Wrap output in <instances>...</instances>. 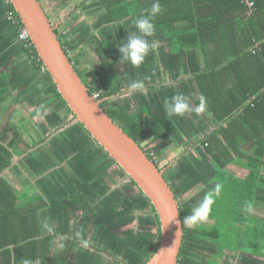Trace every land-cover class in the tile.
Segmentation results:
<instances>
[{
  "label": "trees",
  "instance_id": "trees-1",
  "mask_svg": "<svg viewBox=\"0 0 264 264\" xmlns=\"http://www.w3.org/2000/svg\"><path fill=\"white\" fill-rule=\"evenodd\" d=\"M96 1L116 23L122 25L144 14L153 2ZM160 3L163 11L154 20L155 30L167 41L169 56L184 58L198 96L196 106L203 105L211 118L220 124L200 141L213 167L217 190L211 194L203 192L200 197L184 202L178 201L183 240L177 264H218L224 251L243 252L250 259L264 264L261 261L264 260V218H256L252 212L255 205L262 206L264 211V0H160ZM8 8L14 12L10 3ZM15 15L20 29L23 28L20 17L17 13ZM19 27L9 34V40L17 38ZM55 34L90 96L101 88L104 90L101 98L120 91L119 84L116 88L111 85L107 61L97 68L80 66L81 59L73 60L70 56L71 46L62 41L58 30ZM21 46L23 53L38 59L42 66L30 39L27 46ZM44 75L50 83L48 92L55 98V111L65 113L70 117L69 121H73L75 116L45 70ZM106 105L104 103L100 107L126 135L136 140L142 130L135 115L122 107L106 109ZM3 138L0 133V264H35L45 253L47 245L39 242L42 239L54 240L59 235L66 237L67 253L73 246L90 248L84 231L80 237L72 231L68 207H62L63 223L50 236L42 238L35 223L30 226L27 216L31 214L33 217L34 210L40 211L46 202L37 194L26 206L19 205L23 196L15 195L2 177L11 166V150L14 149L4 146ZM100 149L119 170V176L124 175ZM241 171H246V175L242 176ZM106 179L109 180L108 177ZM129 182L144 197L136 184ZM27 206L31 209L24 212ZM149 208L156 226L157 242L146 261L156 252L160 233L154 209L150 204ZM193 214L198 219L194 226L189 227L186 217ZM18 222L22 226L17 229Z\"/></svg>",
  "mask_w": 264,
  "mask_h": 264
},
{
  "label": "crops",
  "instance_id": "crops-1",
  "mask_svg": "<svg viewBox=\"0 0 264 264\" xmlns=\"http://www.w3.org/2000/svg\"><path fill=\"white\" fill-rule=\"evenodd\" d=\"M38 1L40 2L44 12L46 13V11H48L50 13V24L52 22H56L55 25H51L56 26L58 34H61L59 32V28L61 27L62 23H65L66 28L71 29L67 34V38L69 36L72 41L70 43L65 41L71 46V51H91L98 47L96 46L92 48L90 47L91 44L99 45L98 50H102L100 46L105 45V50L108 51L110 47H114L108 45H116L119 43V40L94 39L91 42L86 37V34L92 30V35L95 36H101L103 34L111 35L113 37L118 36L120 27H129L130 25H133L134 19L136 18L135 17L131 19L123 25L116 23L112 17L101 8V5L96 0ZM6 5V0H0V133L4 135L2 140L4 146L13 147L14 149L11 150L13 154L11 166L3 172L2 177L11 186L15 195H22L23 197L25 196L24 199L23 197L20 198V206H26V203L32 201L37 194H40L44 198L46 206L42 205L40 207V211L34 210V216L32 217L31 214H29L27 219L30 220V226L35 223L40 236L45 238L50 236L63 223V217H60L59 213L55 212L56 206L62 203L64 204L63 208L68 207L71 210L68 204L76 202L75 197L80 193H78L79 191L76 187H72L71 190L66 185L64 180L66 179L67 175L68 179L70 180L71 173L74 170L72 166V160H64L66 157H70L69 152L64 154L63 162L53 158L51 159L50 157L42 156L43 159H48L49 162H51V159L56 163V165L59 164V168L56 167L57 169L54 173H51L52 165H50V163L47 167L49 169L44 167L45 163H42L39 167L35 166L34 160L36 155L34 154L33 150L38 149L37 151H42L40 146L44 145L47 140L46 134L43 135L38 133L36 135L35 132L38 126L47 123V115L50 116L51 114H55L59 117H66L67 115L65 113L61 114L60 111H55V98H53L54 96L48 92L50 83L44 75L43 64L40 66L38 59L35 57H29L27 54L23 53L21 50L23 47L21 46V43L18 42L17 38L14 37L13 39H8L9 34L12 33L14 29L8 24L6 19ZM85 13L87 14L85 15ZM85 20H89L90 25ZM59 22L61 24H59ZM86 24L91 27L90 30L88 32L86 31L85 34H80L74 43L73 38L77 36L79 29L86 30L85 28L88 27ZM82 25L85 26L82 27ZM155 33L156 37H154L156 40L163 39V36L160 32L155 30ZM64 35L66 34H63V36ZM63 40L64 39L62 38V41ZM167 44L168 43L165 42L163 44L164 52L166 53L164 56L165 60L162 61V63L161 61H157V63L154 65L146 66L145 70H143L144 73L138 72L137 68L131 65L126 66L127 70L125 71V74L131 70L133 75L132 78L136 80L140 77L146 85L143 92L121 95L124 98L133 95L134 98L132 99L141 98L137 105L131 106L132 110H125L121 105H117L113 102L117 95L124 93V86L123 80L118 78L121 73L119 72V74H113L112 68L114 71L116 68L114 66H109L108 63V76L109 79H111V85L113 88H116V86L119 84L120 91L117 94L107 98H101L100 96V103L101 105L106 103V109H110L111 106L122 107L125 111H129L132 113V115H135L138 125L142 130V132L137 135L135 141L150 156L151 153L148 150L149 148H152L154 152L158 150L161 155L160 161H162V163L167 161V164L171 167H173L177 161L182 160L180 159L181 157L188 156L187 158L190 160L185 162L195 163L204 171L203 173L205 175V179L203 183L200 185H194L192 190L198 186L199 189H197L198 191L187 199L189 200L194 197H200L203 192H208L209 194L215 193L218 188L216 186V182L213 180L215 177L213 167L209 158L205 155L200 141H202L203 138H205L211 132L216 130L220 124L211 118L210 114H208L203 105L196 106L195 101L197 100L198 96L195 93L191 78L188 76L186 65L185 68L187 75L178 74L179 68H177V66L180 67V64H185V60L179 55L176 57L169 56L167 54ZM172 59L174 61H171ZM88 63L90 64V62ZM89 64H86L85 66L97 68L100 67L101 62L93 67L89 66ZM169 65L172 67V70L176 71V77L172 79L168 75L167 68L170 67ZM99 91L100 90H98V92ZM177 92L183 93L188 97L193 111L187 112L183 116L169 117L164 110L163 100L165 98H170ZM149 135L152 137V144L149 142ZM14 140L15 142H13ZM18 140L21 141V144H19ZM60 147L63 148L62 145H60ZM193 149H195L196 154L192 153ZM31 154H33V156ZM192 155H196L197 158L195 159L192 157ZM168 158L169 160H166ZM154 161L158 165V162L156 160ZM200 161L203 163H199ZM45 162H47V160ZM200 164H204L205 167L202 168ZM81 165L83 164L81 163ZM28 166H31L30 168L32 170H30ZM112 167L113 169H117L111 164L110 169H112ZM180 168L178 167V169ZM245 173L247 172L245 171ZM117 174L115 173L111 175L108 173V177L109 179H112ZM163 175L169 186L172 188L176 199L179 202L186 201V199L181 201V199L177 196V193L180 194L182 190L176 193V190H174L172 187L170 183V178H173L172 173L168 172L169 176L165 175V173ZM185 175L189 180L192 179V175ZM241 175L245 176L242 173ZM56 177L61 179L60 184L63 181L64 187L62 190L58 189L56 186V184L59 183L58 181H56V184L54 182L49 183L48 187H46V184L43 181L44 178L54 179ZM176 185L177 184H175V188ZM28 209L31 208H28L27 206L23 210H25L24 212H27ZM252 212L253 216L256 218H264V211L260 205H255ZM152 219H154L153 216ZM210 221L208 220V222ZM256 221L259 220L256 219ZM20 225L21 224L19 222L16 224L17 229L20 227ZM70 225L71 228L74 226L72 220L70 221ZM83 231L87 239L89 236L87 233L93 231V229L92 227L85 226ZM74 234L76 233L74 232ZM98 235L100 237V234ZM96 240L98 239L96 238L93 241ZM108 240L109 239H106L105 242L106 247ZM88 242L90 241L88 240L87 243ZM97 242H90L92 243L93 247L92 250L89 251V254H87L90 256V258L96 259L98 258L99 254L104 255L105 253L101 252L100 248L95 247L94 243ZM39 243L43 245L46 243L47 245L45 246V253H43V256H40V259L35 264H66V262L69 261H71V264H75L73 259L77 254H75L73 247H78L79 249L86 248V250L88 249L84 246H73L67 253L65 249L66 237L60 235L54 240L42 239ZM86 250H84V253L87 252ZM227 252L228 251H224V254ZM241 255L249 257L243 252L235 254L234 256L238 257ZM104 256L108 257L111 255L109 252H106ZM261 261L264 263V260Z\"/></svg>",
  "mask_w": 264,
  "mask_h": 264
},
{
  "label": "rangeland",
  "instance_id": "rangeland-1",
  "mask_svg": "<svg viewBox=\"0 0 264 264\" xmlns=\"http://www.w3.org/2000/svg\"><path fill=\"white\" fill-rule=\"evenodd\" d=\"M46 14L49 18V21L51 22L50 13L46 11ZM86 14L87 13H85V15ZM85 21H87L90 25L89 20ZM59 24L61 23L59 22ZM83 26L85 25H82V27ZM86 26L88 25L86 24ZM90 28L91 27L88 26L85 28L86 30L79 29L77 36L73 38V42L75 43L77 37L80 34H85L86 31L88 32ZM70 30V28H66L65 23L61 24V27L59 28V32L61 34H59V36L66 34L62 37L64 39L63 41H67L69 43L72 41L69 36L67 38V34L70 32ZM135 30V24L130 25L129 27H120L118 32L119 35L114 37L107 34L95 36L92 35L91 30V32L86 34V37L91 42L94 39H116V41L119 40V43L116 45H108L114 46L110 47L108 51L105 50V45H101L100 48L102 50H98L99 45L91 44L90 47L92 48L96 46L98 47L91 51L74 50L69 52L73 60L76 58H82V63L80 66L89 64L88 62H90L89 66L93 67L100 62L102 63L103 61H107L109 66H114L116 68V70L113 71V74H119V72L121 73L118 78L123 80L124 93L117 95L113 102L117 105H121L125 110H132L131 106L137 105L141 98L132 99L134 98V95L130 97L125 96L126 98L121 96L129 94L127 87L128 84L134 79L132 78L133 75L131 70L125 74L127 65L120 64L118 46L124 42L128 33ZM154 36L156 37L155 32L151 37H148L150 42L154 43V50L146 57L145 62L140 65V69L139 67L137 68L138 72L144 73L143 70H145L146 66L154 65L157 63V61H161L162 63V61L165 60V52L163 47L165 41L163 39L156 40ZM171 61L174 60L172 59ZM177 68H179L178 74L187 75L185 64H180V67L177 66ZM167 70L171 79L176 77V71L172 70L171 66L167 68ZM139 79L141 80L140 77ZM100 91L103 90L100 89ZM189 103L191 104L190 101ZM135 109L138 110L137 108ZM64 117L65 116L59 117L55 114H51L50 116L47 115V123L41 124L36 128V135L38 133L43 135L46 134L47 140L44 145L40 146L42 151H37L38 149L33 150L34 154L36 155L34 160L35 166L39 167L42 163H45L44 167L47 168L49 166L48 164L50 163V165H52L51 173H54L56 169L59 168V164L56 165V163L51 159L53 158L63 162L64 154L69 152L70 157H66L64 160H72V166L74 170L71 173L70 180L68 179V175L64 180L66 185L71 190L72 187H76L79 191L78 193H80L75 197L76 202L68 204V206L73 211L72 214V211L70 210V221L72 220V223L74 224L72 230L76 233L77 237H80L85 226L92 227L93 231L87 233V235H89L87 241H99L94 243L95 247L100 248L101 252H109L111 255L107 257L99 254L98 258L96 259L90 258V256L87 254H89V251L92 250L93 247L92 243L88 242V244L90 243V248L87 250L86 248L79 249L78 247H73L75 254H77L73 259V262H75V264L144 263V261H146V259L154 251L155 244L157 242V234L155 233L156 226L154 219H152L148 202L125 178V175L120 173L121 176H119V174H117L119 173V170L113 169V167L110 169L111 162L104 155L102 150L94 145L88 135H86L84 131L79 128L78 124L73 121H69V116H66L65 118ZM148 138H150L149 142L152 144L153 140L151 139V135H149ZM60 145H62L63 148H61ZM148 150L151 153V158L158 162V166L165 173V175L169 176L168 172L172 173L173 178H170V183L174 190H176V193L182 190L180 194L177 193V196L181 199V201L184 199L187 200L191 195L198 191L197 189H199V186L193 190L192 188L194 185H200L203 183L205 179V175L203 173L204 171L195 163L185 162L190 160L187 158L188 156L181 157L180 159L182 160L177 161L173 167H171L167 164V161L163 163L160 161L161 155L158 150L156 152H154L152 148H149ZM192 153L196 154L195 149L192 150ZM31 155L33 156V154ZM42 156L50 157L51 162H49L48 159H46L47 162H45L46 160L43 159ZM192 157L195 159L197 158L196 155H192ZM166 160H169V158ZM81 163L83 165H81ZM199 163L203 162L200 161ZM78 164L81 166H78ZM200 166L202 168L205 167L204 164H200ZM178 167L181 168L178 169ZM30 170L32 169L30 168ZM108 173L111 175L116 173V178L114 177L107 180L106 178L108 177ZM241 173L246 175L245 171H241ZM185 174L192 175V179L189 180ZM43 181L46 184V187H48V184L51 182L56 184V181L59 182L56 184L58 189L62 190L64 187L63 181L60 184L61 179L58 177L54 179L44 178ZM175 184H177L176 188ZM56 203L59 204L58 202ZM63 205L64 204L61 203L56 206L55 209V212L59 213L60 217L63 216ZM98 234H100V237ZM96 238L98 240L93 241ZM106 239H109L106 244L107 247L105 246ZM84 250L87 252L84 253ZM234 255L235 253L233 252H227L226 254H223V259L219 260L218 264H262L250 259L249 257H245L244 255L238 257H235ZM70 262L71 261L66 262V264H71Z\"/></svg>",
  "mask_w": 264,
  "mask_h": 264
},
{
  "label": "water",
  "instance_id": "water-1",
  "mask_svg": "<svg viewBox=\"0 0 264 264\" xmlns=\"http://www.w3.org/2000/svg\"><path fill=\"white\" fill-rule=\"evenodd\" d=\"M26 28L32 45L57 92L82 126L113 160L125 178L133 181L153 207L159 223L156 252L144 264H177L183 240L178 200L153 160L120 129L81 82L38 0H7Z\"/></svg>",
  "mask_w": 264,
  "mask_h": 264
},
{
  "label": "clouds",
  "instance_id": "clouds-1",
  "mask_svg": "<svg viewBox=\"0 0 264 264\" xmlns=\"http://www.w3.org/2000/svg\"><path fill=\"white\" fill-rule=\"evenodd\" d=\"M6 9H9L8 1ZM13 11L15 12L14 9ZM162 11L163 8L160 0H153L151 6L144 10V14L139 15L134 19L136 30L128 33L124 42L118 46L121 65H131L138 68L145 62L146 57L154 50V43L150 42L148 37H151L155 32L154 20L162 13ZM145 87L146 85L143 80L136 79L128 84L127 91L129 94H135L137 92H143ZM95 101H100V98ZM163 105L164 110L169 117L183 116L185 113L193 111L188 97L180 92L175 93L170 98H165L163 100ZM154 163L156 164L155 161ZM248 207L250 208L251 205ZM195 211L198 212L199 209H196ZM197 219L198 217L193 214L192 216L186 217V222L189 227H191L195 225ZM25 264H27V262H25Z\"/></svg>",
  "mask_w": 264,
  "mask_h": 264
},
{
  "label": "built area",
  "instance_id": "built-area-1",
  "mask_svg": "<svg viewBox=\"0 0 264 264\" xmlns=\"http://www.w3.org/2000/svg\"><path fill=\"white\" fill-rule=\"evenodd\" d=\"M249 4H250V6H252L251 2ZM5 15H6V19L8 21V24L11 25V27L13 29H16L19 27V23H18L17 17H16L14 12H12L10 9H7ZM19 29H20V27H19ZM29 39H30V36H29L27 30L24 27L21 28L19 33H18V36H17L18 42H20L21 44H24V46H27V42ZM102 93H103L102 91H99V92L96 91L93 93L92 98L94 100H99Z\"/></svg>",
  "mask_w": 264,
  "mask_h": 264
},
{
  "label": "flooded vegetation",
  "instance_id": "flooded-vegetation-1",
  "mask_svg": "<svg viewBox=\"0 0 264 264\" xmlns=\"http://www.w3.org/2000/svg\"><path fill=\"white\" fill-rule=\"evenodd\" d=\"M103 109V108H102ZM104 110V109H103Z\"/></svg>",
  "mask_w": 264,
  "mask_h": 264
}]
</instances>
